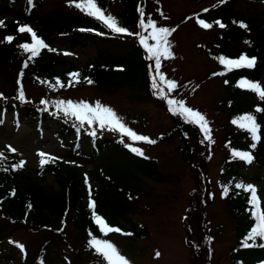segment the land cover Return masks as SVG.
Segmentation results:
<instances>
[{
	"label": "trees",
	"instance_id": "trees-1",
	"mask_svg": "<svg viewBox=\"0 0 264 264\" xmlns=\"http://www.w3.org/2000/svg\"><path fill=\"white\" fill-rule=\"evenodd\" d=\"M108 1L121 2L125 6L120 12H107ZM144 2L145 0H97L105 14L114 16L119 25L132 33L133 37L123 49L100 46L93 60L77 67L65 55L53 51L50 45L52 36L69 34L73 37L79 34L84 41H96L98 38L119 33L112 32L92 16L39 14L41 0L36 2L0 0V9H14L15 12L11 20L0 16V21L5 25L0 27V76L12 78L14 81L11 90L0 88V120L8 117L15 121L18 116H23L24 121L32 126L50 129L45 122L54 116L62 115L60 110L29 97L24 86L27 80L51 88L60 87L56 85L57 80L66 88L83 87L90 84L87 81L91 80V84L107 92L118 90L122 85L140 90L142 98L165 107L171 118L168 128L152 140L160 142L179 138L183 142V157L190 166L194 180L185 213L189 231L186 242L195 264H212L211 245L205 231L207 220L203 218L206 214L205 205L211 196L206 178L209 153L207 146L210 143L205 139L203 130L196 124L188 123L182 116L170 112L167 103L168 90L164 85L158 84L159 89L152 86L155 59H149V53L139 38L147 30L139 23L140 10L144 8ZM189 16L185 15L182 19ZM194 16L218 28L216 37L203 44L214 59L219 61L221 57L238 59L241 55L256 59L254 68L229 70L221 64L220 68L212 70L211 75L223 76L229 89L239 97V100L228 105L232 116L225 124L227 130L224 142L227 145V152L218 179L222 197L236 217L235 243L230 249L231 264H264V247L259 246L264 244V239L258 237L254 242L248 241L249 244L255 243L257 245L255 247L242 246L256 221L250 203V193L236 187L238 184L248 185L239 180L241 170L245 166L264 164V110L257 111L264 109V99L251 90L239 87L242 79L259 83L264 87V0H220L204 10L195 11ZM144 20L147 24L149 21L147 13H144ZM31 21H34L36 26L31 25ZM217 22L225 27L221 28ZM242 24L246 27H241ZM21 26L31 27L52 50L43 49L38 57L30 60V53H26L20 45L31 43V35L19 32L18 28ZM9 36L14 37L11 43L5 39ZM25 62L28 64L27 67H24ZM73 73H79L78 83L73 80L71 75ZM21 88L24 92L23 100L20 99ZM162 94L166 98H161ZM246 114L253 115L260 126L258 143L253 141L247 130L232 122ZM73 122H76V125ZM86 127L90 125L81 123L74 116H68L62 124L51 131L67 147V152L71 155L77 151L91 159L92 168L87 171L84 170L83 164L75 160L63 159L52 154L48 155L56 159L41 166L37 170L39 174H33L24 164L16 170L14 166L22 160L13 152L6 153L5 159L0 160V214L2 219H5L0 223V232L9 222L19 223L29 230L45 229L73 251V259L68 261L61 250L49 247V241L46 240L37 247L38 250L36 249L31 259L24 253L19 264H48L49 258L53 259V264H108L89 245L93 237L105 240L110 234L102 233L95 223L93 209L89 206L90 201H95V213L103 217L110 226L118 227L122 233H131L130 236L134 239L147 235V231L134 223L128 217V213L135 207L136 198L140 195L142 178L161 177L156 160L136 154L112 135L98 132L96 127H90L93 129L92 132H87ZM253 143H256L255 148L252 147ZM104 149L108 151L106 156L100 153ZM234 151L251 153L252 162L247 163L234 157ZM109 156L120 157V161H117L116 166L112 163L103 167L105 157ZM102 170L105 174H102ZM105 171L109 174L106 175ZM110 171L113 174L116 172L122 179L115 177L114 180V175ZM86 172H91L97 179V186L90 183ZM45 173L54 175L57 186L44 183ZM261 208H264V201L261 202ZM192 220L197 221L198 231L193 232ZM68 221L73 225L72 234L65 229ZM10 251L13 253L12 248H8V252ZM5 255L12 259L11 264L13 258L9 253Z\"/></svg>",
	"mask_w": 264,
	"mask_h": 264
},
{
	"label": "rangeland",
	"instance_id": "rangeland-1",
	"mask_svg": "<svg viewBox=\"0 0 264 264\" xmlns=\"http://www.w3.org/2000/svg\"><path fill=\"white\" fill-rule=\"evenodd\" d=\"M218 1L220 0H145L143 13H147L148 19L154 21L157 27L174 29L168 37L173 58H160V73L166 80L160 81L156 71H153V77L156 76L157 83L164 85L168 90V99L184 101L185 106L199 111L208 122L211 141L205 137L210 143L207 146L209 153L206 178L211 196L205 205L206 214L203 216L207 220L205 231L211 245L212 264H231L230 249L235 243L236 217L222 197L218 179L220 167L227 152V145L224 142L227 130L225 124L232 116L228 105L232 101L239 100V97L229 89L223 76L211 75L212 70L221 67V63L210 56L203 44L216 37L218 28H202L194 16L195 11L204 10ZM75 2L79 3L80 0ZM106 6L107 12H120L125 5L117 1H108ZM38 13H50L56 16L59 13L78 14L91 17L75 7L72 0H41ZM14 15V9H0V16L6 20H11ZM185 15L190 16L182 19ZM31 25L36 26V23L31 21ZM150 33L149 28L142 36L149 37ZM132 37V35L118 34L98 38L96 41H84L79 34L73 37L69 34H55L52 36L50 45L56 54L65 55L77 67H81L97 56L100 46L123 49L128 46ZM148 43L155 45V41L151 39ZM166 81L176 82L177 88L169 91ZM13 82L12 78L0 76V88L11 90ZM24 86L26 94L34 101H47V104L55 109H58L56 105L59 101L87 102L92 106L99 102L111 107L127 127L150 139L165 131L171 124L169 112L165 107L150 99L142 98L140 90L133 89L129 85H122L112 92H107L91 83L83 87L51 88L27 80ZM228 96L229 98H226ZM60 111L63 116L57 115L47 120L45 124H48L50 129H43V131L30 127L23 121L22 116H18L15 122L0 121V153L5 155L12 152L9 150L11 146L15 149L13 153L21 158L24 166L33 174H39L37 170L41 167L40 153L75 160L83 164L84 170L91 169L92 162L88 156L77 151L71 155L67 152V147L60 143L56 134L52 133L51 130L54 131L68 116H71ZM73 124L76 125V122ZM90 127H96L102 134L112 135L130 150L132 148L141 150L143 152L141 156L156 160L161 172V177L157 179L146 176L142 178V190L136 198L135 207L128 213V217L142 226L147 231V235L134 239L122 232H114L108 234L105 240L114 244L120 254L130 261V264H195L186 242L189 231L187 217H185L194 180L190 173V166L183 157V142L178 138L149 144L144 141H133L107 127L102 129L98 121ZM90 127H86L87 132L93 131ZM107 152L104 149L100 153L106 156ZM117 161H120V157H105L103 167L112 163L116 166ZM86 173L90 183L97 186V179L91 172ZM110 173L114 175V180L122 179L116 172L113 174L110 171ZM241 173L239 180L248 185H254L260 200L264 201V164L247 165ZM102 174H105L104 170ZM108 174L106 172V175ZM44 183L57 186L55 177L51 173L44 174ZM3 221L5 219H2L0 214V223ZM191 222L193 232L198 231L197 221ZM124 225L128 224L124 223ZM65 229L72 234V223L68 221ZM46 240L49 241V247L61 250L68 261L73 259V251L61 240L56 239L50 231L29 230L28 227L16 222L7 223L0 232V264H10L12 261L5 255L7 253L13 258L11 264H19L24 253H27L31 259L33 253L35 255L38 250L37 247ZM18 245H23V249ZM8 248H12L13 253L8 252ZM48 261V264H53V259L49 258Z\"/></svg>",
	"mask_w": 264,
	"mask_h": 264
},
{
	"label": "snow or ice",
	"instance_id": "snow-or-ice-1",
	"mask_svg": "<svg viewBox=\"0 0 264 264\" xmlns=\"http://www.w3.org/2000/svg\"><path fill=\"white\" fill-rule=\"evenodd\" d=\"M72 4L80 9L81 11L85 12L87 15L96 18L97 20L101 21L107 28H109L114 33L119 34H127L132 35L129 33L128 30L119 25L117 19L112 15H106L104 10L98 5L97 0H80L79 3H76L75 0H72ZM141 19H140V26L145 29H151V33L149 37L140 38V43L144 46V48L149 53V59H155V71L159 75L160 81H165L166 78L163 74L160 73L161 67V57L165 58H173V54L171 52V45L169 43L168 37L171 35L174 29H168L165 27H157L154 21L149 20L148 23H145L144 20V13L143 10H140ZM200 26L205 29H210L213 25L210 23H206L203 20L198 21ZM221 28L225 27L222 23H219ZM4 22L0 21V27H3ZM241 27H246V25H241ZM18 31L21 33H30L31 35V43H25L20 45L26 53H30L29 59H34L41 54L43 49L52 50L49 46L43 41V39L39 38L36 32L29 26H21L18 28ZM7 42L11 43L14 37L9 36L5 38ZM151 39L155 41V45H150L148 40ZM220 63L225 65L229 70L234 68H254L256 65V59L249 58L247 55H241L238 59H228L221 57ZM28 64L25 62L24 67H27ZM22 75V74H21ZM73 80L75 82H79V73L71 74ZM88 83H92L91 80L87 81ZM169 91L175 90L177 88V84L174 81H166ZM56 85L60 87H64V85L57 80ZM56 85H50L55 87ZM71 86V85H69ZM153 88L159 89V85L157 83V77H153ZM239 87L246 88L251 90L259 95L261 99H264V87H261L259 83H254L247 79H242L239 83ZM161 98H166L164 94H162ZM20 99H24V92L21 88L20 91ZM43 103L47 104V101H43ZM167 103L169 105V110L172 112L173 115H179L184 118V120L188 123L196 124L203 130L206 138L211 141L210 135V128L208 126V122L206 117L201 114L199 111H195L192 108L185 106L184 101H179L175 99H168ZM57 108L62 110L66 115H71L76 117L77 120L83 122H87L89 125L93 124L94 122L98 121L100 128L107 127L111 131H118L122 134V136H127L133 141H144L149 144L156 143L155 140L150 139L147 136H143L134 132L131 128L127 127L126 124L122 121V119L117 115L115 110L111 107H107L102 105L101 103L97 102L95 106L87 102H72V101H59L57 102ZM264 109H257V111H262ZM234 124H237L240 128L247 130L251 135L253 141L256 143L260 140L259 135V125L256 123V119L251 114H246L239 117L237 120L232 121ZM95 134V133H93ZM256 143H253L252 147L255 148ZM9 150L15 152V149H12L9 146ZM133 152H137L139 155H143V152L139 149L132 148ZM41 156V166H44L50 162H54L56 159L55 157H51L48 154L40 153ZM234 157H238L241 160L246 161L247 163H251L253 160V156L249 152H240L234 151ZM5 159L3 153H0V160ZM23 167V162L14 166L16 170ZM7 170V169H4ZM238 188H242L244 191L250 193V203L253 208V216L256 221L255 226L251 229L246 239L242 242V246L245 248L248 247H255L257 246L255 243L249 244L248 241L252 240L253 242L259 237L264 239V208H261V201L260 197L257 194V189L254 185H243L238 184L236 185ZM227 194V189H225V195ZM90 208L93 209V215L95 223L98 225L100 231L107 235L111 232H121L122 230L118 227L110 226L106 220L97 215L95 213L96 204L95 201L90 203ZM29 207H31L29 205ZM124 235H131V233H123ZM91 248H94L95 251L100 254L104 260L108 262V264H130L123 255L120 254L119 250L116 248L114 244L110 241L97 239L93 237L89 242ZM23 249V245H18ZM260 247H264V244L259 245ZM159 256V253H157Z\"/></svg>",
	"mask_w": 264,
	"mask_h": 264
}]
</instances>
